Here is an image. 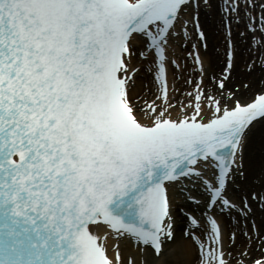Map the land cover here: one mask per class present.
<instances>
[{"label":"snow or ice","instance_id":"1","mask_svg":"<svg viewBox=\"0 0 264 264\" xmlns=\"http://www.w3.org/2000/svg\"><path fill=\"white\" fill-rule=\"evenodd\" d=\"M210 13L225 29L218 74L191 42L207 49L200 17ZM234 23L257 45L246 70L264 68V0H0V264H137V251L148 264L176 239L169 184L178 182L195 205L178 207L191 225L182 229L190 264H264V235L251 219L253 202L264 213V184L244 183L264 90L242 101L249 84L227 83ZM189 57L195 79L177 75ZM170 65L183 90L170 87ZM142 69L153 87L134 96ZM217 205L238 213L244 242L234 255Z\"/></svg>","mask_w":264,"mask_h":264},{"label":"bare ground","instance_id":"2","mask_svg":"<svg viewBox=\"0 0 264 264\" xmlns=\"http://www.w3.org/2000/svg\"><path fill=\"white\" fill-rule=\"evenodd\" d=\"M212 18L210 19L208 15L202 14L200 19H201V24H203V27L205 29V33L207 34V43L208 47L205 51H201L202 53V58L205 64V67L209 69V71H215L218 68H220V59L221 55L219 53H216L214 49L216 47H220L223 45L222 40L225 38L224 34L221 33V30L219 29L217 33H215V30L217 29V21L216 20H221L220 16L218 13L212 14ZM239 29L242 28L243 26L239 25ZM240 31V30H239ZM237 32L234 33V41L237 44V47H240L241 50L236 51V60H235V66L233 68V75L236 77V81L239 82V79H246V80H251L250 87H255L256 84L258 83V78L261 76L259 73V69L261 67H255L252 71L246 72L241 70L239 67V64H243V54H242V48L246 49L250 47L249 43L247 42L245 45L242 46V44L239 42L241 38H238ZM241 42L242 39H241ZM242 51V52H241ZM252 53V52H251ZM248 59H250L248 57ZM247 59V60H248ZM245 92H249V90H243L240 91L238 96L243 95ZM260 123L257 124L258 131L253 134L252 132V139L249 142L250 146L252 145V149L246 156L247 159L245 161V168H246V173H247V179L245 180V184L248 185L249 187L252 188H258L261 186V184H264V120L259 121ZM263 122V123H262ZM257 178L256 184L253 183V179ZM257 211H255V216L257 215ZM259 229L261 230V233L264 234V223L261 222V219L258 221ZM249 226V225H248ZM250 227V226H249ZM239 240L241 241L242 238L240 236ZM185 245H191V241H187L185 239H179L176 244L174 251L172 249V252H175L173 255L170 256V258H165L168 259V261L164 260H157L159 264H189L191 258L186 255L185 252ZM130 249H125L124 251H128ZM136 260L137 263H139V258L140 255L138 252H135ZM149 256H147V259ZM151 259V258H150Z\"/></svg>","mask_w":264,"mask_h":264}]
</instances>
